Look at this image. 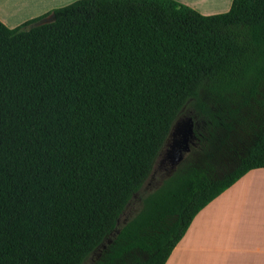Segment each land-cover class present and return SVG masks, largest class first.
Instances as JSON below:
<instances>
[{
    "label": "trees",
    "instance_id": "16d2710c",
    "mask_svg": "<svg viewBox=\"0 0 264 264\" xmlns=\"http://www.w3.org/2000/svg\"><path fill=\"white\" fill-rule=\"evenodd\" d=\"M185 111L190 155L117 226ZM261 168L264 0L214 15L76 0L0 22V264H165L199 211Z\"/></svg>",
    "mask_w": 264,
    "mask_h": 264
},
{
    "label": "crops",
    "instance_id": "0c3cea01",
    "mask_svg": "<svg viewBox=\"0 0 264 264\" xmlns=\"http://www.w3.org/2000/svg\"><path fill=\"white\" fill-rule=\"evenodd\" d=\"M74 1L76 0H0V22L8 28H15ZM175 1L201 14V10L196 7L201 3L197 0ZM258 174L264 178V168L247 172L237 182L245 181L250 175ZM262 178L260 180H264ZM235 184L199 211L165 264L169 259L172 261L171 264H264V257L259 261L247 258L248 252L255 251L256 255L264 253V207L260 213L253 216L247 212L248 201H244L242 210L240 206H235L232 202L223 204L231 201ZM256 198L257 203L262 202L263 194ZM217 236L220 239L218 244ZM224 238H226L225 243ZM181 252L184 254L182 261L178 257ZM204 252H209L210 256L216 257L213 259L215 261L199 258Z\"/></svg>",
    "mask_w": 264,
    "mask_h": 264
},
{
    "label": "rangeland",
    "instance_id": "374dc122",
    "mask_svg": "<svg viewBox=\"0 0 264 264\" xmlns=\"http://www.w3.org/2000/svg\"><path fill=\"white\" fill-rule=\"evenodd\" d=\"M231 1L232 0H215V2L213 1L214 3L212 5L206 4L207 6L204 7L205 4L204 5L198 4L199 6L197 5L196 7H198V9H200V7L202 6L204 9H206L204 11L200 9L201 14L204 13V15H214V14L227 12L230 8ZM209 6H211V7H209ZM187 117H190V115H189L188 111H185L183 113V115L180 117V118H182L180 120H184ZM194 143H196V141ZM194 146H195V144L191 145V147H190L191 149L184 155L183 161L190 155L189 152L194 148ZM165 147H166V144L162 148V150H161V152H160V154L156 160L155 166H154L151 174L149 175V177L146 179L145 183L143 184L142 188L131 199V201L128 203V205L123 210L122 214L120 215V217L117 221V226H121L124 223H126L129 219H131L140 208L141 197H143L144 195L154 191L157 187L160 186V184L164 178H166L168 175H170L173 170H176L179 163L175 166H172V167L167 163V161H163V163H161V161L164 159ZM260 178H262L261 174L254 175V176L250 175L249 177H247L245 179V181L237 182L234 185V187H235L234 191H232V193H231V199H230L231 201L230 202L228 201L226 203L224 202L223 204L227 205V204L232 202V204H235V206H238V207L240 206V209H241V206L244 203V201H248L249 208H248L247 212L249 214H252L253 216L260 213L262 207H264V180H260ZM262 179H264V178H262ZM262 194H263L262 202L260 201L259 203H257L258 200L256 197L262 196ZM234 219L235 218H233V220ZM224 239H225L224 240V243H225L226 238H224ZM216 241H217L216 242L217 244L220 242V239L218 236H217ZM249 253L250 252L247 253V255H248L247 258L248 259H254L255 261H259L264 257V253L258 254V255H256L255 251L251 252L250 254ZM211 255H214V253H211ZM96 257H98V251H95L93 254H91L89 256V258L83 264H91L94 261V259H96ZM174 257H175V255H174ZM178 257L180 258V261H182L184 259V254L181 252ZM199 258L209 259V260L216 259V257L210 256L209 252H204L202 254V256ZM213 261H215V260H213ZM171 263H172V261H171V259H169L168 263H166V264H171Z\"/></svg>",
    "mask_w": 264,
    "mask_h": 264
},
{
    "label": "water",
    "instance_id": "95a60500",
    "mask_svg": "<svg viewBox=\"0 0 264 264\" xmlns=\"http://www.w3.org/2000/svg\"><path fill=\"white\" fill-rule=\"evenodd\" d=\"M53 20L54 15H50L34 23L33 27L50 23ZM170 136L174 137L175 139H173L171 144L168 145L165 156L171 160L172 166H175L183 160L184 155L189 151V142H191L195 136L194 122L192 118L187 117L182 121H176L173 124ZM108 243H110L109 239L106 240V244ZM101 248L104 249L105 245H102Z\"/></svg>",
    "mask_w": 264,
    "mask_h": 264
},
{
    "label": "flooded vegetation",
    "instance_id": "af4514ba",
    "mask_svg": "<svg viewBox=\"0 0 264 264\" xmlns=\"http://www.w3.org/2000/svg\"><path fill=\"white\" fill-rule=\"evenodd\" d=\"M178 121H182V120H178ZM175 139L174 137L170 136L169 139L167 140L166 142V147H165V150H164V159L161 161V163H163V161H167V163L172 167V164H171V160L166 158L165 154H166V149L168 148V145L171 144L172 140ZM196 140V137L194 136V138L191 140V142H189V150H190V147L191 145H194L195 141Z\"/></svg>",
    "mask_w": 264,
    "mask_h": 264
},
{
    "label": "bare ground",
    "instance_id": "6f19581e",
    "mask_svg": "<svg viewBox=\"0 0 264 264\" xmlns=\"http://www.w3.org/2000/svg\"><path fill=\"white\" fill-rule=\"evenodd\" d=\"M197 1L200 2L201 5H204V4H205L204 7L207 6V5H210V4L212 5V4L215 2V0H197ZM213 1H214V2H213ZM206 4H207V5H206ZM197 5H198V4H197ZM198 6H199V5H198ZM209 7H211V6H209ZM200 9L203 10V11L206 10V9H204L202 6L200 7Z\"/></svg>",
    "mask_w": 264,
    "mask_h": 264
}]
</instances>
